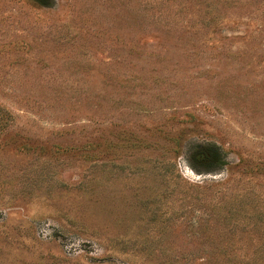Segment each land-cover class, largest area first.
Masks as SVG:
<instances>
[{
    "label": "rangeland",
    "instance_id": "1",
    "mask_svg": "<svg viewBox=\"0 0 264 264\" xmlns=\"http://www.w3.org/2000/svg\"><path fill=\"white\" fill-rule=\"evenodd\" d=\"M0 264H264V0H0Z\"/></svg>",
    "mask_w": 264,
    "mask_h": 264
},
{
    "label": "trees",
    "instance_id": "2",
    "mask_svg": "<svg viewBox=\"0 0 264 264\" xmlns=\"http://www.w3.org/2000/svg\"><path fill=\"white\" fill-rule=\"evenodd\" d=\"M225 164V163H224Z\"/></svg>",
    "mask_w": 264,
    "mask_h": 264
}]
</instances>
